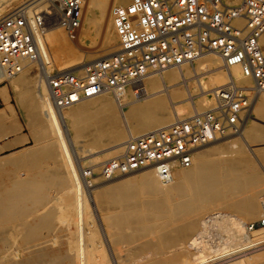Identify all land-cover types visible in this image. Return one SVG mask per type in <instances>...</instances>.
<instances>
[{"label":"bare ground","instance_id":"6f19581e","mask_svg":"<svg viewBox=\"0 0 264 264\" xmlns=\"http://www.w3.org/2000/svg\"><path fill=\"white\" fill-rule=\"evenodd\" d=\"M49 1L50 0H2V3L0 4V18L9 14L14 9H17L22 6L26 7L29 10V14H30L29 17H30L32 29L35 33L36 38L40 43L41 60H38L37 62L24 60L23 61L24 69L21 73L18 74L19 77L17 78V83L21 84L24 87H27V85L30 86L31 78H33L32 89H30L33 91V93L26 96V100L30 101V103L32 102V105L35 108L32 114L34 115V118L37 122L38 132H41V135L47 136L49 139L50 142L49 144H51L50 156L59 159L58 161H60V166L63 170L64 176L61 177L62 179L61 185L65 187V189L63 190L64 192H60L59 194H57L55 198L51 199L50 203L56 205L55 207L58 212L57 219H60L59 221H61L63 223V226H65L66 229L69 231L70 236L66 239L67 240L66 251L72 252L73 255L71 254L72 257L70 258L69 257L70 253L68 254L66 253L67 255L65 254V257H67V259L68 257L70 259L74 258L73 264H116L113 254H111L110 256L104 255L105 253H107L104 250L105 249L104 243L106 241L104 242L100 236L99 226H98L100 224H97L96 221L97 219H95L92 214V209L90 205L91 202L89 201V194L91 193V191L92 193H94L100 189H103L107 185L95 189L93 180L90 181L91 183L90 185L89 183L85 182L83 175V172L86 171V169L84 168L85 163H83L84 157L79 156V151L81 150L79 148L77 149V141L74 140L75 138L73 139V136L71 134L72 127L81 126L83 124L85 125L87 121L91 120L94 113L89 112V110H91L92 108L93 109H101L105 107L111 108L110 106L116 105L117 108L119 109V114H120V119L118 120L117 118V124L120 121H122V123L125 124V126H127L128 138H130L131 136L143 135L149 133V130L154 131L156 129L172 125L178 120L186 119L192 116L196 112H201V110H206V108H210L213 102L212 100H209L206 97V95L208 93H213V91L216 88L225 85L231 77L235 80L237 84L243 86H249V87L253 85V80L250 77L246 76L239 66H232L231 69L228 70L223 66V62L220 59V57H218L214 53H211V55L210 54L204 55L194 61L184 63L177 67H172L162 71L150 73L144 78V80L139 85H129L123 88L122 90L117 91L116 94L104 93L93 97H87V98L79 99L78 101L74 102L73 104L67 107L58 108L52 102L47 83L42 81L40 78V74H39V69L41 68L40 61H42L46 65V69L50 75L54 74L53 73L54 70H58L59 72H72L71 70L67 71L68 69H70V67H72V66H67V64L77 60V56L78 55L82 56V53L80 54V52H78L77 48L79 47L75 48L74 46L71 45L72 42L71 44L68 43L69 38L67 39V37L64 36V33L60 31L61 29L60 24L57 26H52V28L46 29L47 27L42 26L43 23L39 22L38 17L40 18L41 22H42L41 17L43 18V20L45 19L44 14L46 13L45 10L48 8V4L50 3ZM86 1H87V8L85 11V22L89 26L95 23V21L97 22L98 19L102 21L103 26H101L100 24L99 26H101V29H103L104 32L103 37H105L104 40L106 41V45L104 48H102V50L100 49L98 51L95 50L86 51L87 57L92 60L88 62L90 64H94L98 62L100 59H103L101 55H100L101 57L98 56L100 53H103L104 55H109L110 53L113 54L112 52L115 51V47L118 46L117 44L116 46L110 44L111 41H109V40L119 39V35L115 28V21L111 17V9L114 6L115 9L116 8L121 9L129 5V3H131L133 0H86ZM241 1L242 0H225L227 4L233 6L238 5ZM37 14H39L38 17L36 16ZM102 18L103 20H101ZM76 34L74 36H71L69 34L68 35L69 37L74 39L76 37ZM89 34H90L89 31H85L83 35L85 37H89ZM49 46H51V48H49ZM209 56H213L209 64L215 66V68L207 69L205 72L201 73L199 77H193V76L187 77L186 76L187 73L182 72L181 68L183 67L188 68L187 66L193 65L195 62L197 61L199 62L205 57H209ZM78 58L79 59L77 61L80 62L79 60L81 59L80 57ZM81 62L78 64L79 65L82 64ZM220 63L221 66L219 65ZM34 64L38 65V74L35 73V68H33ZM203 64H204L203 61L199 62L198 66L200 70L205 69L207 67V66L203 67L202 66ZM81 67L78 66V68ZM188 69H190V67ZM83 70L85 71L86 69ZM216 70H220L221 73L219 72L216 74H212L215 73ZM190 71L191 70H188L189 76L191 75ZM208 73L210 80L208 83L207 82L205 83L202 79L203 76L208 75ZM4 78L7 79L0 69V82H2V79ZM14 78H16V76L13 77V79ZM34 79L36 80L35 83H34L35 81ZM193 80L200 88L199 89L201 90L200 96L203 98V99L200 98L203 102L200 105V108L198 109L196 105L194 106L195 109L192 106V102L194 98H193V94H191L190 92V90L192 89L190 84L191 81ZM35 84H36L35 86L36 90L34 87ZM210 85L211 86L214 85V86L209 88ZM26 90H28V88ZM261 96H264V94L257 96L254 99L253 103L247 110V115L252 110L254 102ZM179 99L180 100L188 99L189 103L185 101V104L176 106L177 100ZM166 101L173 110L172 115L175 119L174 122L172 121L173 123H171V120L170 121L168 120V115L166 113L164 114L160 112V111L164 112V110H166L164 103ZM137 105L141 106L143 109L146 110V112L144 113H146L147 116L146 114L144 115L142 113L139 117L146 116L145 118L144 117L141 118V120H139L135 124H129V120L131 118H134V110L137 109L136 108ZM9 107L11 108L12 105L9 104ZM155 109L160 111L158 112ZM253 113H255V117H251L248 121H246L247 123L244 121L241 125L240 131L238 132L240 134H237L238 137L240 136L239 142L237 143V141L235 140L232 142L231 141L226 142V144L228 143L231 145V148L236 149V154L229 157L226 161L227 164L232 166L231 169L232 172H230V174H228L227 177L221 178L216 174V172L208 171L207 166L205 164V160L207 157L203 150L198 152V158L195 163L193 157V161L190 166L188 167L175 166L172 169L171 176L168 180H163L162 177L159 175L158 171L153 167L143 168V169L152 170V171L143 172L144 175L141 178L143 184L149 189L151 194H159L161 196L162 199L161 204L168 210L169 216L171 218H174L175 220L177 219L184 221L183 225L170 228L167 231L166 236H162L161 238V242L164 243L168 242L169 244L176 243V245L178 244V246L171 253L170 262L168 264H206V263L209 264V262L213 263L214 261L215 264H250L252 259L256 257L259 258V256L261 255L264 256V252L253 255L259 251L264 250V246L254 249V247H258L259 245L264 244V228L263 227L259 228L260 226H258L257 227L258 229L248 230L249 233L247 232L246 236L244 237L243 233L246 229L245 227H247L246 226L247 223L245 220L239 218L235 214H233L234 216H236L234 219H231L232 216L231 218L230 217L227 218L228 215L226 216L225 214H221L219 220H217L218 223H221L219 224L221 226L222 224L224 226L225 225L224 223L229 224L226 225L227 227L230 226L229 233H231L230 236V234L227 233L228 231L227 232L225 231L227 230L226 229L227 227L225 226V230H223V232L225 231L227 234H229L230 237L226 238L227 240L222 242L220 246L211 245L206 240H204V234L207 232V227H208L206 224L207 221L203 223V227H205V229L196 233L197 235L195 236L197 237H190L184 245L182 243L183 239H185L188 233L190 231H193L197 227V221L196 219L193 218L195 214L201 211H209L212 208L216 206H220L222 204H225V207L229 208L233 212H238L242 214L246 218H253L257 215L258 216L261 215L262 217H264V197H262L263 190L258 186V184L254 183L250 179H247L246 181L244 180L245 181L244 183H238L236 179H232V180L229 179L232 174L234 173L236 174L237 171H239V169L244 166L243 164H246L248 162L247 158L243 155V152L240 150V148H243V144H242L243 142H245L246 144L247 143L249 144V142H251L255 147V149L257 150V152L259 153L260 158H264L263 126H261L260 124H256L255 127H253L252 131H249L248 128L249 123L251 124L261 123L264 120L263 97L257 100L254 106ZM182 114H187L189 116L185 117L182 116ZM2 115L4 114L0 113V130H2V127L3 129L5 128V124H4L5 118L2 121V118L4 117ZM18 127L19 126L17 124V121H13L12 123H10L9 126H7L8 129L6 130L5 128L4 132L2 131V133H0V140H2L8 134L15 133L18 130ZM243 130H244V134H242ZM245 134L247 135V137L244 138L243 135ZM232 135H236V134H232ZM221 139L211 141L203 145L202 147L210 145L211 143H216ZM122 145L123 143L117 144V146L108 148L100 153H103L102 155L105 156L110 155L115 151H121ZM200 148H198L196 152ZM100 153H97V155H99ZM90 155L93 156L96 154L91 153ZM95 158L97 159V156H95L94 159ZM27 159H28L27 156H23L22 159L20 157H9L3 163L0 164V173L2 171L9 173L10 166L13 165L21 167L20 162H26ZM18 163L20 164L16 165ZM100 164L101 163H98L97 165L95 164L94 166H99ZM20 171L19 172L17 171V173H20ZM138 171L140 170L124 175L133 174ZM10 175L12 178L10 188L7 185V182H9V180L3 175H0V234H2L1 230H3V227H5L8 221H10L9 219L11 218L10 217L11 212H15V214L17 213L16 218L17 219L19 218V220L21 219L24 221L26 219L25 217L27 216V214L31 211L30 205H33L36 202L40 204L42 200L47 198L46 194L43 195V197H41V193H42L41 191H40L41 193L33 191L38 186V184L36 183L37 178L33 176H26V178H24L22 177L23 174H21L22 175L21 177L24 178L25 179L24 180L19 177L20 175L18 176L19 178H17V176H15L14 173H11ZM7 176H9V174H7ZM119 176L123 177L122 175ZM153 177H155L154 179H156L158 184H155ZM113 179L111 180L113 181ZM126 179L129 178H125L124 180H122V182H125ZM176 179L177 182H175ZM111 180L108 181L111 182ZM104 183H108V182H104ZM17 184L20 185V189L14 190L18 187ZM90 187H93V189ZM96 187H99V185L98 186L96 185ZM237 187L240 189L244 188L245 190L247 189L251 190V193L247 194L242 199L233 200L231 199L232 197L230 192L232 190L236 191L235 188ZM29 197H32L33 200H29L28 199ZM21 220L17 224H20V222H22ZM261 220L264 221V219ZM26 224L27 222L26 223L24 222V225L22 226L25 227ZM20 225H17V227ZM39 227L40 226L38 224L33 225L32 223L31 227L28 228L25 227L24 229L21 228L20 230L23 229L25 233L29 235L31 234L32 236L31 235L30 236L33 238L35 237L33 234L37 232ZM222 228L224 229V227H221V229ZM15 229L17 230V228ZM221 229H219L218 227V230L221 231ZM16 230L14 231L16 232ZM4 231L6 232L5 228ZM21 234L24 233L21 232ZM5 237L8 236L6 235ZM14 237H12V239H14ZM233 240L235 241L237 240V241L235 242ZM33 243L31 245H26L22 250L18 249V247H20L19 245L17 246V248H15L16 246L13 247L12 246L13 243L10 244L11 246H7L6 249H2L4 251L2 254H0V264H22V263L44 264L46 262L45 259L49 257L50 250L44 248L42 249L41 246L43 244L41 242H39L40 244L37 241L36 243L35 241ZM158 244L159 242H155V243H151L149 246H154V248L156 249ZM150 249H153V247H150ZM250 249H254V250H250ZM58 252L60 253V251ZM147 252L150 251L148 250ZM101 253L103 254L102 256H100ZM61 254H58V256L60 255L59 258L63 257L64 260H66L65 257L62 256ZM21 255H23L22 256L23 258L21 257ZM144 256L145 258H147V254H144ZM109 257L112 258L111 259L112 262L109 259ZM56 258L57 257L55 256L53 260ZM49 259L50 261H52L51 258ZM140 259L142 258L138 256L134 258L127 256L126 258H123L120 261L117 259V264H137V262L140 261ZM50 261L49 263H51ZM70 262L73 261L71 260ZM143 264H160V263L145 262Z\"/></svg>","mask_w":264,"mask_h":264},{"label":"built area","instance_id":"2783aa9c","mask_svg":"<svg viewBox=\"0 0 264 264\" xmlns=\"http://www.w3.org/2000/svg\"><path fill=\"white\" fill-rule=\"evenodd\" d=\"M50 2L51 21L74 36L81 25L84 0ZM29 15L22 6L0 18V69L7 79L23 71L24 60H41L40 43ZM114 21L120 39L118 51L85 71L50 75L40 61V78L47 83L58 108L87 97L116 94L129 85H139L150 73L211 53L220 57L228 70L239 66L253 80L249 87L231 77L210 93V108L131 136L117 156L101 163L97 173L93 169L83 172L89 185L91 180L108 181L147 167L155 168L163 180H168L175 166L192 164L198 148L240 130L244 112L264 94V0H242L234 6L224 0H133L115 10Z\"/></svg>","mask_w":264,"mask_h":264},{"label":"rangeland","instance_id":"374dc122","mask_svg":"<svg viewBox=\"0 0 264 264\" xmlns=\"http://www.w3.org/2000/svg\"><path fill=\"white\" fill-rule=\"evenodd\" d=\"M1 3H2V0L0 1V4ZM50 7H52L51 2L48 4V8L45 10V12L47 13V14L46 13L44 14L45 15L44 16L45 21L41 17L42 22H45L44 27H47L46 29L52 28V26L59 25L55 21H51L52 19L49 18V12L50 11L53 12L52 8H50ZM84 7H85V9H84ZM114 7L111 9V17L113 20H114V12L117 9V8L115 9ZM86 8H87V1L85 0L83 5H82L81 25H80V27L77 31L76 37L74 39L69 37L67 31L64 28L61 27V29H60V31H62L64 33V36L67 37V39L69 38L68 43L71 44V42H72V44H71L72 46H74L75 48H77V47L81 48V49H79V48H77V49H78V52H80V54L82 53V56L81 55L77 56V60L79 59L78 57H80L81 60H79V61L80 62L82 61L81 62L82 64L79 65L78 63H80V62H78L77 60H75L77 62L72 61V63L70 62L67 64V66H72L67 71L71 70L72 72H83L84 71L83 69H87L88 67L93 65V64H90L88 62V61H92V60L87 57L86 51H90V50L98 51L100 49L102 50V48H104L106 45V41L104 40L105 37H103L104 32H103V29H101V26H103L102 21H100L98 19L97 20V22L99 21L98 23L95 21L96 24L93 23V24L88 26L87 23L85 22ZM41 15H43V14H41ZM101 20H103V18ZM99 24L101 26H99ZM85 31H89V33H90L89 37H85L83 35L85 33ZM109 41H111L110 44L116 46V44L117 45L119 44L120 39L109 40ZM49 48H51V46H49ZM116 51H118V46L115 47L114 52H116ZM114 52H112V53L114 54ZM110 54L104 55L103 53H100L98 56L99 57L102 56V58L105 59V58H108L112 55V54L111 55ZM212 57L213 56L205 57L204 59L199 61V62H202V61L204 62V64L202 66L203 67L207 66L205 69L200 70V68L198 66L199 62L197 61L193 65L187 66L188 68L190 67V69L183 67V68H181V70L183 73H187V75H186L187 77H191V76L199 77V75L201 73L205 72L207 69L215 68V66H212L209 64ZM85 64H86V66H85ZM81 65H82V67H81ZM194 65H195V68H194ZM219 65L221 66V63ZM78 66H80L81 68H78ZM33 68H35V73L38 74V65L34 64ZM188 70H191L190 76L188 75ZM58 72H59L58 70L53 71V73H58ZM219 72L221 73L220 70H216L215 73H212V74H216ZM18 77H19V75H16V78H14V79L12 78L10 80L9 79L7 80L4 78V79H2V82H0V86L1 85H8L9 86L10 92L8 94V98L12 100L13 104L15 105V107L17 109L19 117H20V121H18V126H19L18 130L15 133H11L9 135H14V138L16 139V141H19V142L22 141V143L24 145L15 151H12L9 153H0V164L3 163L9 157H20L22 159L23 156H27L28 159L26 160V162H20L21 164L20 163L16 164V165L20 164L21 167L14 166V165L10 166V171H12V172L9 171V173H7L5 171H2L0 173V175H3L4 177H6L9 180V182H7V185L9 186V188H10L11 182H12V178L10 175L11 173H14L15 176H17V178H19V177L20 178H22V177L26 178V176H33V177L37 178L36 183L38 184V186L33 191H36L39 193L42 192L41 197H43V195L46 194L47 198L42 200V202H40V204L38 202H36L33 205H30L31 211L27 214V216L25 217L26 219L24 221L20 219L22 221V222H20L21 225L17 224L20 221L19 218L18 219L16 218L17 213L15 214V212H11V214H10L11 218L9 219L10 221H8L7 225L5 227H3V230H1L2 234H0V248H1L0 254H2L4 251L2 249H6V247L11 246L10 244H12V243H13V245H12L13 247L16 246L15 248H17V246L19 245L20 247H18V249L22 250L26 245H31L34 241H35V243L37 241L38 243L41 242L43 244V245L41 244L42 246L40 245L42 249L44 248V249L50 250L49 251V257H47L45 259L46 262L44 261L45 262L44 264H69V262L71 260L73 262H70V264L71 263L73 264L74 258L70 259L73 255L72 252L66 251V249H67L66 248V244H67L66 239L70 236L69 231L66 229L65 226H63V223L61 221H59L60 219H57L58 212H57V209L55 207L56 205L50 203L51 199L55 198L57 194H59L60 192H64L63 190L65 189V187L63 185H61L62 184L61 183L62 182L61 177L64 176L63 170L60 166V161H58L59 159H56V158H53L52 156H50L51 144H49L50 143L49 139L47 136L41 135V132H38L37 122L34 118V115L32 114L34 112L35 108L32 105V102L30 103V101L26 100V96L33 93V91L30 90V89H32L33 78H31L30 86L27 85V87H24L21 84L17 83ZM202 80L205 83L206 82L208 83L210 80L209 73H208V75H204ZM35 82H36V80L34 81V83ZM190 85L192 88L190 90V92H191V94H193V98H194V100L192 102V106L194 108V106L196 105V107L198 109V108H200V105L203 102L201 100L203 98L200 96L201 90H199L200 88L198 87V85L196 84V82L194 80L191 81ZM35 86H36V84L34 85V87ZM213 86L214 85H212V86L210 85L209 88L213 87ZM25 88L26 89L28 88V90H26ZM35 90H36V87H35ZM109 96H111V95H109ZM206 97L209 100H212V102H213L212 95L210 93H208L206 95ZM261 97L264 98V96H261ZM261 97H259V98H261ZM8 98L6 99L7 101H9ZM257 100L254 102L253 108L248 113V115H247V112H244V114H243L244 119L243 120L245 122L248 121L251 117H255V113H253V110H254V106H255ZM185 101L187 103H189L188 99L187 100H182V99L177 100L176 106L185 104ZM164 103H165V107H166V110H164V112H162L160 110H156V109L155 110L158 112L160 111L161 113H164V114L166 113L168 115V120L169 121L171 120V123H173L175 120L173 115H172L173 110L171 109V107L167 103V101ZM211 105H213V104H211ZM110 107L111 108L105 107V108H101V109H93L92 108L93 110L92 109L89 110V112L94 113L92 119L87 121L85 123V125L83 124L81 126H73L71 129L72 130L71 134L73 136V139L75 138L74 140L77 141V149L79 148L81 150V151H79V156L84 157V160H83V163H85L84 168L86 170L87 169H93L96 173L99 171L98 167L101 164L99 166H94L95 164L97 165L98 163L105 162L106 160L117 156L121 151H115L112 154L106 155V156L102 155L103 153H100V152H103L104 150H106L108 148L117 146V144H120V143H123V145H124L125 141H127V139H128L127 126H125V124H123L122 121H120L117 124V118H118V120L120 119L119 109L117 108L116 105H113ZM136 108L137 109L134 110V118H131L129 120V124L137 123L139 120H141V118L144 117L143 115H142L143 117H139V116L142 113L144 115L146 114V113H144V112H146V110L143 109L141 106L137 105ZM206 109H208V108H206ZM201 111H204V110H201ZM146 116H147V114H146ZM182 116L188 117L189 115L182 114ZM256 124H260L264 128V120H263L261 123H253V124L249 123L248 124L249 131H252L253 127H255ZM150 131L151 130H149V132ZM239 131L240 130H238L236 133H233L236 135L229 134L230 135V136L228 135L229 137L226 136V138L221 139L220 141H218L216 143H211L210 145H207L205 147L200 148L194 156V163L197 161L198 152L203 150L206 154V157H207L205 160V164L207 166L208 171L216 172V174L221 178L227 177L228 174H230V172H232V170H231L232 166L227 164L226 161L229 157L236 154V149L231 148V145L228 143L226 144V142H230V141L232 142L235 140L238 143L240 140V138H239L240 136L238 137V135H237V134H240V133H238ZM242 134H244V130H243ZM9 135H7L5 138H7ZM135 135H138V134H135ZM243 137L245 138V137H247V135L245 134V135H243ZM20 139H22V140H20ZM44 141H45V143H44ZM242 144H243V148H240V150L243 152V155L247 158L248 162L246 164H243L244 166L241 167L239 169V171H237L236 174L235 173L232 174L229 179L230 180L236 179L238 183H244L247 179H250L254 183L258 184V186L263 190L262 197H264V158H260L259 153L257 152V150L255 149V147L253 146V144L251 142H249L250 145L248 143L246 144L245 142H243ZM88 151H91V152H88ZM81 152H82V154H81ZM91 153L96 154V155L91 156L90 155ZM97 153H100L99 154L100 156L97 155ZM95 156H97V159L96 158L94 159ZM51 157H52V159H51ZM20 168H22V169L24 168V169L22 170ZM13 170H14V172H13ZM17 171L18 172L20 171V173H17ZM145 171H152V170L143 169V170H140V171L133 173V174L122 175L123 177L118 176V178L117 177H116V179L114 178L113 181L111 180V182L104 181L101 179L100 180L97 179V180L93 181L95 189H98V188H101V187L107 185L103 189H100L94 193H92V191H91V193L89 194V201L91 202L90 205H91V209H92V214H93L94 218L97 219L96 220L97 224H100V225H98L100 236L104 242L106 241L104 243V245H105L104 250L107 253H105L104 255L110 256L111 254H113L116 264H117V259L120 261L121 259L126 258L127 256L132 257V258H134L136 256L141 257L142 259H140V261H138L137 264H143L145 262H157L160 264H164V263L168 264L170 262L171 253L178 246V244L176 245V243L169 244L168 242H165V243L161 242V238H162V236H166L167 231L170 228H174V227L183 225L184 221L183 220H177V219L175 220L174 218H171L169 216L168 210L164 206H162V204H161V201H162L161 196L159 194H151L150 193L149 189L141 181V178L144 175L143 172H145ZM22 172H24L25 174ZM7 174H9V176H7ZM21 174H23V176ZM17 178H16V180H17ZM24 178H22V179H24ZM125 178H129V179H126L125 182H122V180H124ZM154 178L155 177H153L155 184H158V182ZM103 181L108 182V183H104ZM175 182H177V179ZM102 183H104V184H102ZM96 185L97 186L99 185V187H96ZM17 186L18 187L16 189H14V188L13 189L19 190L20 185L17 184ZM90 188L93 189V187H90ZM243 189L244 188L240 189L237 187V188H235L236 191L232 190L230 192L231 197H232L231 199L239 200V199H242L243 197H245L247 194L251 193V190H248V189L243 190ZM140 190H141V192H140ZM140 197H142V198H140ZM28 199L33 200L32 197H29ZM212 209L209 211L198 212L197 214H195L193 216V218L196 219V221H197V227L193 231H190L188 233V235L185 237V239H183V242H182L183 245L186 243V241H188V239L190 237H197V236H195V235H197L196 233L204 230L205 227H203V223L205 221H208L206 223L208 227H207V232L204 234V240H206L211 245L220 246V244H222V242L227 240L226 238H229L231 236V233H229L230 232V230H229L230 226L227 227V225H229V224L224 223L225 225L223 226V224H222V226H221V225H219L221 223L217 222V220H219V217L221 214H225L226 216L228 215L227 218H229V217L231 218V216H232L231 219H234L236 216H238L239 218L245 220L247 223L246 224L247 227H245L246 229L243 233L244 237L246 236V233L248 232V230H250L249 228L253 225L258 224V222H260L259 228H261V227L264 228V224H262V220H261V219H264V217H262L261 215H259V216L257 215L253 218H246L242 214H240L238 212H233L229 208L225 207V204H222L220 206H216ZM233 214H235L236 216H234ZM12 218H14V219H12ZM211 218L213 220L212 224H211V222H209V220ZM214 220H216V221H214ZM24 222L25 223L27 222V224L25 226L27 228L31 227L32 223H33V225L38 224L40 226L38 228L37 232H35L33 234L35 236V237H33L34 239L31 237L32 236L31 234H30L31 235L30 236L29 234L25 233V231L23 230L25 228L24 226H22V225H24ZM101 223H102V225H101ZM216 223L218 226L216 225ZM9 224H11V225H9ZM12 224H13V226H12ZM206 224H204V225H206ZM17 225H20V226L17 227ZM216 226H217V228H216ZM225 226L227 227L226 228L227 230H225ZM12 227H13V229H12ZM218 227H219V229H221V227H224V229L222 228L220 231V230H218ZM4 228H5L6 232L8 231L7 233L4 231ZM7 228H8V230H7ZM15 228H17V230ZM21 228H23V229L20 230ZM254 229H258V228L254 227ZM14 230H16V232ZM223 230H225L226 232L228 231L227 233H229L230 236L225 231L223 232ZM243 230H244V228H243ZM21 232L24 234H21ZM13 233H14L15 237L13 236ZM35 234H37V235H35ZM6 235L8 237H5ZM16 235H18V236H16ZM226 236H228V237H226ZM12 237H14V239H12ZM28 237H31V238H28ZM106 237H107V240H106ZM8 238H9V241H8ZM44 241H46V242H44ZM233 241H235V240H233ZM18 242L21 244H19ZM155 242H159L156 249L154 248V246H149L151 243H155ZM261 246L262 245H259L258 247H254V249L260 248ZM150 247H153V249H150ZM230 247H232V246H230ZM147 249L150 252H147L148 251ZM254 249H250V250H254ZM250 250H248V251H250ZM58 251H60V253ZM56 252L58 254L62 253L61 255L64 257H65L66 253L67 254L70 253V256H69L70 258L68 257V259H67V257H65L66 260H64V258L61 257L63 259L62 260L61 258H59L60 255L58 256V254ZM261 252H264V250L259 251L253 255L260 254ZM144 254H147V258H145ZM52 255L53 256L55 255L57 257L56 259H58V260H56V259L53 260V258L55 256L53 257ZM102 255L103 254L101 253L100 256H102ZM22 256L23 255H21V257ZM22 258H20V259H22ZM49 258H51L52 261H50ZM109 259L111 260L112 258L109 257ZM254 259L251 260L250 264H264V256L263 255L259 256V258L256 257ZM49 261L51 263H49ZM111 262H112V260H111ZM213 263L215 264V261ZM213 263L209 262V264H213ZM22 264H26V263H22ZM206 264H208V263H206Z\"/></svg>","mask_w":264,"mask_h":264},{"label":"crops","instance_id":"0c3cea01","mask_svg":"<svg viewBox=\"0 0 264 264\" xmlns=\"http://www.w3.org/2000/svg\"><path fill=\"white\" fill-rule=\"evenodd\" d=\"M9 92H10V88L8 85L0 86V111H1L0 113L4 114L2 115L4 116L2 118V121L5 118L4 124H5L6 130L8 129L7 126H9V124L12 123L13 121H17V124H18V121H20V117H19V114L17 112L15 105L13 104L12 100L8 98ZM7 98L9 99V102H7L6 100ZM9 104L12 105L11 108L9 107ZM5 128L3 129L2 127V130H0L1 131L0 133H2V131L4 132ZM4 138L3 140L0 141V153H9V152L19 149L20 147L24 145L22 141L20 142L16 141V139L14 138V135H9L7 138L5 139Z\"/></svg>","mask_w":264,"mask_h":264}]
</instances>
